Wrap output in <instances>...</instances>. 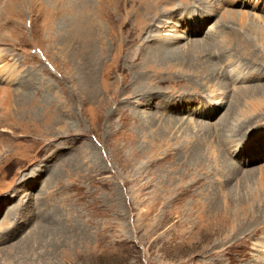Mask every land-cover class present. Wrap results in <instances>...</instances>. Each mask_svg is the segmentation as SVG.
Returning a JSON list of instances; mask_svg holds the SVG:
<instances>
[{"label": "rangeland", "instance_id": "obj_1", "mask_svg": "<svg viewBox=\"0 0 264 264\" xmlns=\"http://www.w3.org/2000/svg\"><path fill=\"white\" fill-rule=\"evenodd\" d=\"M196 1L0 0V264H264V0Z\"/></svg>", "mask_w": 264, "mask_h": 264}, {"label": "bare ground", "instance_id": "obj_2", "mask_svg": "<svg viewBox=\"0 0 264 264\" xmlns=\"http://www.w3.org/2000/svg\"><path fill=\"white\" fill-rule=\"evenodd\" d=\"M194 1H196V0H194ZM257 1V3H258V5H259V0H256ZM197 2V1H196ZM205 2V5H206V8L211 12L212 11V13H214L216 10H217V8L218 9H220V6H219V4H217L216 3V0H205L204 1ZM256 3H254L253 4V9H257V4L255 5ZM228 14H226V16H227ZM229 16H231V17H234V18H237L238 19V21H240L241 23H243V22H245L246 20H247V18H248V16H247V13L246 14H244V15H240V16H238V15H236V14H233V13H230V15ZM251 16H252V14H251ZM256 17V16H255ZM225 18V17H224ZM251 18V17H250ZM255 19V18H254ZM229 20V19H228ZM230 21H232V20H230ZM257 21V20H256ZM248 22V21H247ZM250 22H252V21H250ZM253 23V22H252ZM256 23V22H255ZM244 24H246V23H244ZM264 29H262V31H263ZM219 33V32H218ZM185 37V34H183V33H179L178 34V37L176 38V39H179V40H181L182 38H184ZM208 46V45H207ZM204 47V46H203ZM206 47V46H205ZM198 47H196L195 49H197ZM208 48H209V46H208ZM200 49V48H199ZM214 70V69H213ZM238 70V69H237ZM212 71V70H211ZM219 72V71H218ZM235 73L237 74V77H240V73L238 74V72L237 71H235ZM219 76V74H213V71H212V76ZM13 77H14V75L12 74V73H10V72H8V71H6V70H1L0 69V81H2V82H7V83H11V82H13ZM241 78V77H240ZM211 81V80H210ZM237 83V82H236ZM236 86V85H235ZM238 89V88H237ZM218 94V93H217ZM13 95H14V92H12L11 90H9V89H0V99H4L5 100V102H3L2 103V106H4V110H5V113L3 114L4 116H7V115H9V114H12V113H10L9 112V109L11 108L10 107V104H9V102H10V100L12 99V97H13ZM236 95H241V96H244V97H246V98H248L250 101L249 102H247V101H245L246 103H247V105H248V103H250V108H249V106H246V108L244 109V110H241V109H239L238 110V117H240V116H242L243 115V117L244 118H251V116H253V115H255L258 111H261L262 110V108H264V88H262V87H253V88H242V89H240V90H238V92H237V94ZM215 97H217V98H215V100L214 101H216L215 103H222V101H223V98L222 97H220V96H218V95H214ZM225 98V97H224ZM227 98V97H226ZM240 98V97H239ZM235 99V98H234ZM246 100V99H245ZM241 102V101H240ZM142 105H145V104H142ZM237 107V106H236ZM261 109V110H260ZM262 111H264V110H262ZM242 114V115H241ZM249 123V122H248ZM250 125V124H249ZM230 252V251H229Z\"/></svg>", "mask_w": 264, "mask_h": 264}]
</instances>
